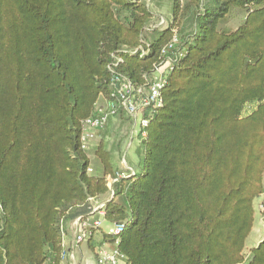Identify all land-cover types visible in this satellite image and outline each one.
<instances>
[{
  "label": "trees",
  "instance_id": "16d2710c",
  "mask_svg": "<svg viewBox=\"0 0 264 264\" xmlns=\"http://www.w3.org/2000/svg\"><path fill=\"white\" fill-rule=\"evenodd\" d=\"M147 1L0 0V264H60L62 223L90 200L122 226L103 240L124 264H264V239L246 245L260 198L264 225V0H170L146 36ZM170 60L140 173L115 166L110 120L93 163L81 125L117 104L113 77L144 87Z\"/></svg>",
  "mask_w": 264,
  "mask_h": 264
},
{
  "label": "built area",
  "instance_id": "2783aa9c",
  "mask_svg": "<svg viewBox=\"0 0 264 264\" xmlns=\"http://www.w3.org/2000/svg\"><path fill=\"white\" fill-rule=\"evenodd\" d=\"M168 24L164 19H159L156 24L151 26V31L153 29H163ZM179 43V39L175 36L173 38L172 43L167 49V52L177 53V55H181L183 53L182 50L174 51L176 45ZM112 64L108 66V70H112L113 64L117 61L115 57H111ZM171 60L166 64L158 67L150 76L148 83L144 87H137L132 85L127 79L119 78L117 76L113 77L112 84L117 85L118 88L115 93V98H117V104L108 103L103 105H97L90 116L89 119L85 120L81 125L80 132V144L83 150L91 151L94 147V142L97 139L99 133H101L108 121L110 119H115L116 112L118 109H121L126 117H128L131 121L133 128L136 127L137 134L140 132V129L145 127L148 120L143 118V113L146 109L149 110V115L152 117L153 113L157 108H159L162 104L160 91L164 87L166 82V76L171 69ZM135 131V130H134ZM142 137L145 136L144 133H141ZM139 135V134H138ZM121 163L126 165L124 156L121 157ZM125 167V171H122V176L130 175L133 176L135 172L127 166ZM88 172H91V169H88ZM108 186L111 192V185L116 181L112 180L109 177ZM111 198V197H110ZM109 198V199H110ZM90 215L86 218H77L71 222H69V230H71L73 234V245H81L82 243L88 242L93 238V236L102 230L101 226L105 222L104 220V207L105 201H94L90 200ZM66 223H62L60 228L62 239L66 234V228L64 225ZM122 226H112L107 224V230L105 231L110 236H117L122 231ZM72 249V248H71ZM95 249V260L94 264H124V256L118 252L116 248V240L114 242H109L107 240L101 241ZM73 249L70 251L64 250L62 255V259L60 264L63 263V260L67 259V264H75L74 263V253Z\"/></svg>",
  "mask_w": 264,
  "mask_h": 264
},
{
  "label": "rangeland",
  "instance_id": "374dc122",
  "mask_svg": "<svg viewBox=\"0 0 264 264\" xmlns=\"http://www.w3.org/2000/svg\"><path fill=\"white\" fill-rule=\"evenodd\" d=\"M148 2V1H147ZM149 8L154 13V17L151 22V26L156 24L159 19H164L166 23H169L170 19V6L171 1L170 0H150L148 2ZM228 21L226 25H228L230 28H235L238 26L242 18L238 15L236 19H231ZM151 26L149 29H151ZM225 26V25H224ZM150 33V31H146L145 35L147 36ZM135 130V131H134ZM105 139L108 141L109 148L114 152L115 154V166L120 171H125V167H132L134 169V172L140 173L141 171V165L139 162V156L137 152V146L139 143L138 134L136 127L133 128L130 120L116 118L110 119V124L108 128L106 129ZM103 137V132L101 134L99 133L97 136L96 141L94 142V147L91 151L88 152L91 159L93 160V163H96V160L94 159V154L92 153L95 147L97 146V143L100 141V139ZM120 153V154H119ZM121 156H124L126 165L121 163ZM260 199H257L255 201L254 207H256V215H255V222L254 227L251 232L252 236L261 237L264 234V225L262 224V208L260 207ZM69 222L67 221L64 225V228L68 226ZM102 230H107V223L104 222L101 226ZM250 235V237H251ZM253 241H251L249 238L246 242L247 249H251L253 246ZM247 253V250H246Z\"/></svg>",
  "mask_w": 264,
  "mask_h": 264
},
{
  "label": "crops",
  "instance_id": "0c3cea01",
  "mask_svg": "<svg viewBox=\"0 0 264 264\" xmlns=\"http://www.w3.org/2000/svg\"><path fill=\"white\" fill-rule=\"evenodd\" d=\"M129 168H132V167H129ZM132 170L134 169L132 168ZM262 224H263V221H262ZM66 230H67L66 234L62 239V246H63V249L66 251H70L73 249L74 263L75 264H94V260H95L94 247L97 246L103 240V230H99V232H97L93 236V238L89 240L88 242L82 243L81 245H77V246L73 245V234L71 230H69V226L66 227ZM263 237H264V234L261 237H257V238L251 235V237L249 236V239L253 241L254 243L253 246H257V244L263 239ZM90 245H93V248H91ZM67 263L68 261L67 259H65L63 260L62 264H67Z\"/></svg>",
  "mask_w": 264,
  "mask_h": 264
},
{
  "label": "water",
  "instance_id": "95a60500",
  "mask_svg": "<svg viewBox=\"0 0 264 264\" xmlns=\"http://www.w3.org/2000/svg\"><path fill=\"white\" fill-rule=\"evenodd\" d=\"M263 239H264V237H263ZM263 239H262V240H263ZM262 240H261V241H262Z\"/></svg>",
  "mask_w": 264,
  "mask_h": 264
}]
</instances>
